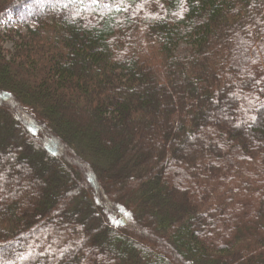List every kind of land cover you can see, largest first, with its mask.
<instances>
[{
    "label": "trees",
    "instance_id": "16d2710c",
    "mask_svg": "<svg viewBox=\"0 0 264 264\" xmlns=\"http://www.w3.org/2000/svg\"><path fill=\"white\" fill-rule=\"evenodd\" d=\"M0 264H264V0H0Z\"/></svg>",
    "mask_w": 264,
    "mask_h": 264
},
{
    "label": "rangeland",
    "instance_id": "374dc122",
    "mask_svg": "<svg viewBox=\"0 0 264 264\" xmlns=\"http://www.w3.org/2000/svg\"><path fill=\"white\" fill-rule=\"evenodd\" d=\"M6 45V47H11V43H6L5 44ZM189 48V46L187 45V44H185V43H181L179 46H178V49H177V52L178 53H186L187 52V49ZM24 187H26V186H24ZM79 236V235H78ZM43 257V256H42ZM43 259V258H42Z\"/></svg>",
    "mask_w": 264,
    "mask_h": 264
}]
</instances>
